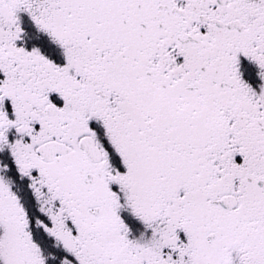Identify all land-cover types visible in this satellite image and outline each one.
<instances>
[{
    "label": "snow or ice",
    "instance_id": "snow-or-ice-1",
    "mask_svg": "<svg viewBox=\"0 0 264 264\" xmlns=\"http://www.w3.org/2000/svg\"><path fill=\"white\" fill-rule=\"evenodd\" d=\"M0 264H264V0H0Z\"/></svg>",
    "mask_w": 264,
    "mask_h": 264
}]
</instances>
